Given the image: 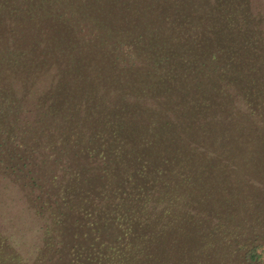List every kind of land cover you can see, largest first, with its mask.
I'll return each instance as SVG.
<instances>
[{"label":"trees","instance_id":"16d2710c","mask_svg":"<svg viewBox=\"0 0 264 264\" xmlns=\"http://www.w3.org/2000/svg\"><path fill=\"white\" fill-rule=\"evenodd\" d=\"M193 8L0 0V264H264V0Z\"/></svg>","mask_w":264,"mask_h":264},{"label":"rangeland","instance_id":"374dc122","mask_svg":"<svg viewBox=\"0 0 264 264\" xmlns=\"http://www.w3.org/2000/svg\"><path fill=\"white\" fill-rule=\"evenodd\" d=\"M145 13L154 23L169 25L180 23L194 12L193 0H118ZM247 200L260 209H264V192L251 189L246 194Z\"/></svg>","mask_w":264,"mask_h":264}]
</instances>
